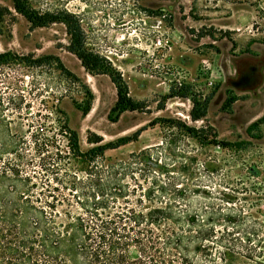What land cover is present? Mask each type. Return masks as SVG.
<instances>
[{
    "label": "rangeland",
    "instance_id": "rangeland-1",
    "mask_svg": "<svg viewBox=\"0 0 264 264\" xmlns=\"http://www.w3.org/2000/svg\"><path fill=\"white\" fill-rule=\"evenodd\" d=\"M27 3L42 13L75 15L86 49L107 57L128 95L143 106L115 117L114 84L107 74L88 73L68 51L64 24L32 28L12 0H0L7 9L0 52L16 57L0 67V89L13 130L29 141L31 156L36 150L37 163L49 175L60 166L58 178L65 168L84 179L86 164L68 154L69 130L81 153L97 145L87 142L89 132L102 143L128 137L97 162L127 161L133 153L135 181L125 179L136 191L133 199L150 185L152 173L162 175L181 190V214L196 216L212 231L211 247L242 253L224 264H264V0ZM46 55L56 56L63 69L52 60L37 65L23 59ZM252 65L260 67L253 93L232 87L228 79ZM170 89L187 97L164 98ZM192 99L206 101L199 120L190 118ZM183 125L209 143L189 136ZM31 135H37L34 149Z\"/></svg>",
    "mask_w": 264,
    "mask_h": 264
},
{
    "label": "trees",
    "instance_id": "trees-1",
    "mask_svg": "<svg viewBox=\"0 0 264 264\" xmlns=\"http://www.w3.org/2000/svg\"><path fill=\"white\" fill-rule=\"evenodd\" d=\"M12 2L14 10L32 28L64 24L68 51L88 73L107 74L114 84L116 100L111 112L115 117L124 111L143 109L142 103L128 95L121 73L108 58L86 49L84 32L75 15L42 13L27 0ZM6 10L0 6V21ZM15 58L0 52V67ZM23 59L37 65H48L52 60L63 69L53 55ZM3 94L0 89V264H224L242 255L233 249L211 247L212 231L205 229L196 216L181 214L184 211L176 199L181 190L171 188L162 175L152 173L150 185L144 191L140 188L133 199L136 191L125 182L126 178L135 181L133 153L127 161L98 165L97 159L105 151L126 144L131 140L128 137L102 143L101 136L89 132L87 142L97 145L81 153L75 131L69 130L68 154L86 164L84 179L65 168L58 178V165V171L49 175L52 173L37 163L36 150L33 156L29 154V141L13 130V121L6 113L9 101L5 104ZM177 96L184 98L187 94L170 89L163 97ZM88 110L86 105L82 114ZM205 114L206 101L201 104L192 99L190 118L199 120ZM182 127L200 143H209L193 127ZM30 137L34 149L37 135Z\"/></svg>",
    "mask_w": 264,
    "mask_h": 264
},
{
    "label": "flooded vegetation",
    "instance_id": "flooded-vegetation-1",
    "mask_svg": "<svg viewBox=\"0 0 264 264\" xmlns=\"http://www.w3.org/2000/svg\"><path fill=\"white\" fill-rule=\"evenodd\" d=\"M260 67L257 66H248L246 69L239 71L238 75L234 79H228L230 85H237V88L244 89L253 93V87L258 82L257 74ZM237 74V70H235ZM259 76V75H258ZM248 80H250L248 82ZM253 95V94H252Z\"/></svg>",
    "mask_w": 264,
    "mask_h": 264
},
{
    "label": "water",
    "instance_id": "water-1",
    "mask_svg": "<svg viewBox=\"0 0 264 264\" xmlns=\"http://www.w3.org/2000/svg\"><path fill=\"white\" fill-rule=\"evenodd\" d=\"M250 80H248V82H249ZM232 87H235V88H237V85H233Z\"/></svg>",
    "mask_w": 264,
    "mask_h": 264
}]
</instances>
